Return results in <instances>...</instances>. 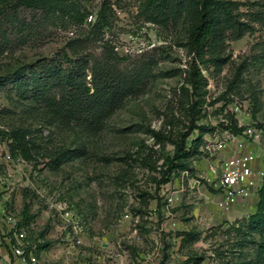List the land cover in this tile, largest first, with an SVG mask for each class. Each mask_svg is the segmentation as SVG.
<instances>
[{
	"label": "rangeland",
	"instance_id": "rangeland-1",
	"mask_svg": "<svg viewBox=\"0 0 264 264\" xmlns=\"http://www.w3.org/2000/svg\"><path fill=\"white\" fill-rule=\"evenodd\" d=\"M231 1L239 2L244 12L264 2ZM141 3L82 0L78 7L88 19L67 31L39 23V11L21 8L30 30L23 37L11 36V48L0 56V203L19 219L25 211L34 216L29 235L45 233L53 254H59L63 237L58 207L67 203L92 238L111 246L121 242L119 252L127 253L132 262L155 248L160 253L155 264L256 260L264 233L253 234V240L245 237L260 191L222 212L215 192L198 178L201 156H190L188 171L171 176L167 172L193 118L198 127L221 131L223 120L264 125V64L254 60L264 30L227 43L226 62L216 69L196 63L189 53V25L183 15L167 26H155L140 13ZM104 7L109 21L102 32L104 42L129 61L152 59L157 66L142 93L126 99L103 131L90 136L75 125L64 127L50 120L39 101L20 97L14 85L16 75L36 61L69 54V41L89 30ZM100 45L92 49L99 53ZM194 63L208 81L195 111L181 93L183 87L193 92L189 81ZM235 100L242 106L240 114L232 111ZM199 136V130L189 134L186 151ZM260 143L259 168L264 167V137ZM8 234L0 218L3 245Z\"/></svg>",
	"mask_w": 264,
	"mask_h": 264
},
{
	"label": "trees",
	"instance_id": "trees-1",
	"mask_svg": "<svg viewBox=\"0 0 264 264\" xmlns=\"http://www.w3.org/2000/svg\"><path fill=\"white\" fill-rule=\"evenodd\" d=\"M81 1L0 0L3 5L0 9V56L11 48V36L23 37L30 30V23L21 17V8L39 11V23L67 31L82 26L88 19V13L78 7ZM241 7L239 2L231 0H142L140 13L147 23L159 27L167 26L183 15L189 25V53L196 63L217 69L226 62L223 52L227 43L264 30V2L251 4V10L247 12L242 11ZM107 10L104 7L89 30L78 32V36L69 41V54L58 55L49 61H36L16 75L14 85L20 97L39 101L50 120L64 127L75 125L90 136H98L103 131L107 121L126 99L142 93L157 66L156 60L152 59L129 61L104 42L102 32L109 26L105 14ZM100 43L102 45L98 48H101V52L98 53L92 47ZM257 46L259 53L254 60L264 64V37ZM196 63L189 81L193 92L190 93L186 87L181 90L189 102V108L194 111L202 101L201 90L208 84ZM220 100L214 101L212 106ZM197 120L192 119L188 133L181 137V143H175L177 149L169 161L168 176L173 172L188 171L190 156L201 155L199 149L203 136L216 130L196 126ZM221 126L236 134L244 130L233 119L228 125L222 123ZM257 128L264 133V125H257ZM195 130L200 131V136L193 142L191 150L186 151L187 137ZM168 181L169 177L162 182ZM33 222L34 216L25 211L18 226L30 227ZM247 228L245 238L250 240H253V234L264 233V182L257 210L249 218ZM41 237H45V233ZM51 245V242H47L41 248ZM222 264H264V237L257 245L256 260L243 259Z\"/></svg>",
	"mask_w": 264,
	"mask_h": 264
},
{
	"label": "built area",
	"instance_id": "built-area-1",
	"mask_svg": "<svg viewBox=\"0 0 264 264\" xmlns=\"http://www.w3.org/2000/svg\"><path fill=\"white\" fill-rule=\"evenodd\" d=\"M232 111L236 114L242 112V106L236 100L232 103ZM223 123L228 125L226 120ZM238 127L244 128L241 134L219 129L205 134L199 149L202 165L198 178L216 193V206L222 212L249 199L260 191L264 182V167H258L257 151L264 133L254 125L238 123ZM1 186L0 179V190ZM168 201L173 202L171 198ZM58 210L63 237L57 247L59 254H53L52 243L49 248H41L49 242L47 235L30 236L29 232L34 231L33 224L19 228L22 218L0 203V218L9 229L5 244L0 242V264H155L154 259L160 255L159 248H155L148 257L140 256L134 262L129 261L127 253L119 252L121 242L117 247L97 237L92 238L67 203L61 204ZM128 218L126 215L125 219ZM96 249L98 253L92 252Z\"/></svg>",
	"mask_w": 264,
	"mask_h": 264
},
{
	"label": "crops",
	"instance_id": "crops-1",
	"mask_svg": "<svg viewBox=\"0 0 264 264\" xmlns=\"http://www.w3.org/2000/svg\"><path fill=\"white\" fill-rule=\"evenodd\" d=\"M215 194H216V193H215ZM213 196H214V195H213ZM216 198H217V197H216ZM241 204H242V203L238 204L237 207H238V206H241ZM216 207H217V206H216ZM217 209H218V208H217Z\"/></svg>",
	"mask_w": 264,
	"mask_h": 264
}]
</instances>
